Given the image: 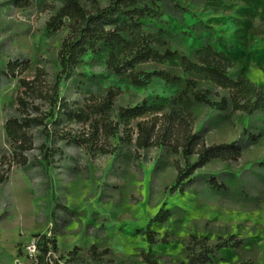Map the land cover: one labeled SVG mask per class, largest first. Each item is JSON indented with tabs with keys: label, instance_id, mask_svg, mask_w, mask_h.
<instances>
[{
	"label": "rangeland",
	"instance_id": "rangeland-1",
	"mask_svg": "<svg viewBox=\"0 0 264 264\" xmlns=\"http://www.w3.org/2000/svg\"><path fill=\"white\" fill-rule=\"evenodd\" d=\"M81 1L87 9L94 2L102 7L110 2ZM60 5V0H30L28 7L18 8L11 0H0V159L13 151L5 124L17 105L20 78L33 79L40 67L51 86L61 70L58 52L68 31L45 33ZM163 11L169 36L165 48L157 49L191 55L210 35L213 44L230 58L234 73L264 87V0H213L208 4L167 0ZM107 57H84L78 75L60 85V97L88 116L89 122L65 120L58 127L48 125L54 133L50 144L55 154L48 168L40 150L44 126L35 125L30 130L35 148L26 153L29 168L15 165L9 180L0 184V264H38L39 252L30 253L27 246L37 242V235L50 236L55 201L69 211L59 210L55 257L80 249L78 258L67 264H109L110 256L99 263L88 259L92 245L110 249L118 264H146L141 254L148 251L158 258V264H181L187 261L186 245L192 235L211 242L230 235L245 239L240 249L216 252L209 264H264V113L247 116L232 108L220 111L215 105L194 104L188 115L193 132L207 146L237 141L242 155L237 161L210 162L194 174L196 183L187 192L171 194L179 169L192 165L197 156L186 159L181 150L176 151L177 142L137 150L136 124L153 119L156 115L152 114L133 121L131 128L122 127L115 136L102 135L97 140L93 125L100 115L94 106L111 90L116 93L115 110L147 100L162 105L160 116L168 112L171 100L184 87L158 77L148 87H136L108 71ZM23 59L30 62L28 70L23 75L17 70L13 77L7 63ZM136 69L166 70L183 79L193 78L199 82L197 90L206 93L212 103L226 95L202 78L184 73L178 62L144 63ZM100 147L113 153L105 154ZM210 179L225 188L215 190L207 184ZM161 209L171 216L165 223L151 224L159 240L151 245L144 231ZM166 235L169 242L162 244Z\"/></svg>",
	"mask_w": 264,
	"mask_h": 264
},
{
	"label": "trees",
	"instance_id": "trees-1",
	"mask_svg": "<svg viewBox=\"0 0 264 264\" xmlns=\"http://www.w3.org/2000/svg\"><path fill=\"white\" fill-rule=\"evenodd\" d=\"M61 5L56 13L46 24L45 33L66 29L68 35L63 40L58 52L61 70L53 85L49 86L44 69L37 68L33 79L20 78L21 91L16 96V108L5 124L9 143L13 148L10 156L4 155L0 159V184L9 180L12 168L20 166L29 168L30 162L26 153L35 148L34 137L30 130L35 125H43L44 141L40 147L41 159L45 168L54 162V152L51 140L54 137L52 128L58 127L65 120L89 122V117L72 108L69 101L60 97L62 81L73 79L78 75V69L83 64L84 57L93 55L100 57L108 55L106 66L111 74L123 77L129 84L136 87H148L155 77L163 79L167 84L183 86L182 92L173 98L167 113L157 115L162 110V105L149 104L147 100L133 107L114 109L116 93L109 91L107 97L97 103L95 112L100 119L94 121L95 138L104 135L106 138L120 133L121 128H131L135 120L142 119L147 114L156 115L150 120H140L136 124L135 148L137 150L149 149L161 144H176V151L181 150L188 159L194 155L196 161L179 169L176 185L170 189L171 194L185 193L195 183L194 174L214 160L237 161L242 155V147L237 141L229 144L207 146L204 139L194 133L188 121L189 110L194 104L215 105L220 111L232 108L241 111L247 116L264 113V87L246 80L241 74L234 73V65L228 55L216 47L207 36L203 47L195 49L191 55L180 54L166 48L164 51L157 49L167 45L166 38L169 29L165 25L164 7L167 0H110L109 4L102 7L94 2L87 9L81 0H60ZM198 3L208 4L213 0H193ZM13 6L25 8L30 5V0H11ZM178 6V5H176ZM211 29V27H209ZM167 62H178L184 73L192 74L209 82L216 88L226 92L219 102L212 103L206 93L197 90L199 82L193 78L183 79L177 74L166 70L151 72L137 71L136 67L144 63L162 65ZM27 59L15 60L7 63L6 68L13 77L15 72L23 75L29 68ZM43 106L46 110H43ZM48 110V112H47ZM112 112L113 115H112ZM82 143V141L80 142ZM96 144V143H95ZM97 144L94 149L97 148ZM105 154H112L113 150L99 148ZM117 156V155H115ZM207 184L215 190H223L224 184L210 179ZM59 210L69 212L68 209L55 201L52 212V225L50 236L37 235L36 257L38 264H62L60 261L66 256L67 260H76L80 249L75 247L66 255L58 254L56 235L60 232L58 224ZM170 211L161 209L152 219L144 234L149 243L154 245L159 242L154 231L151 230L153 222L165 223L170 218ZM140 232V231H139ZM168 236L161 243H168ZM245 239L234 235L219 237L211 242L207 237L198 238L190 236L187 241V261L181 264H209L216 252L223 249H240ZM72 256L71 259H69ZM110 256L109 264H118L117 257L110 249L100 250L92 245L88 250V259L93 262H103ZM142 259L146 264H158V258L151 252H142Z\"/></svg>",
	"mask_w": 264,
	"mask_h": 264
},
{
	"label": "built area",
	"instance_id": "built-area-1",
	"mask_svg": "<svg viewBox=\"0 0 264 264\" xmlns=\"http://www.w3.org/2000/svg\"><path fill=\"white\" fill-rule=\"evenodd\" d=\"M37 244H38V240H37L36 243H34V242L31 243V242H30V244L27 246L28 251H29L30 253H35L36 250H37V252H38ZM37 256H38V255H37ZM37 256H36V257H37Z\"/></svg>",
	"mask_w": 264,
	"mask_h": 264
}]
</instances>
